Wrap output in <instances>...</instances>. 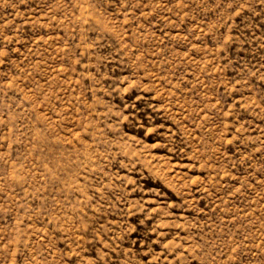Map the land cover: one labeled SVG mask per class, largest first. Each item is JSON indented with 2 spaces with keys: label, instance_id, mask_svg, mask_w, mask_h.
Instances as JSON below:
<instances>
[{
  "label": "rangeland",
  "instance_id": "1",
  "mask_svg": "<svg viewBox=\"0 0 264 264\" xmlns=\"http://www.w3.org/2000/svg\"><path fill=\"white\" fill-rule=\"evenodd\" d=\"M0 264H264V0H0Z\"/></svg>",
  "mask_w": 264,
  "mask_h": 264
}]
</instances>
